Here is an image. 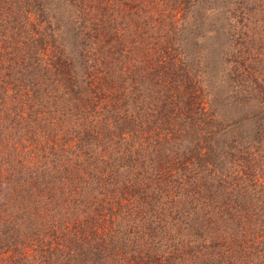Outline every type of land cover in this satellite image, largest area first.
<instances>
[{
    "label": "trees",
    "instance_id": "1",
    "mask_svg": "<svg viewBox=\"0 0 264 264\" xmlns=\"http://www.w3.org/2000/svg\"><path fill=\"white\" fill-rule=\"evenodd\" d=\"M210 3L0 0V264H264V0L225 2L226 118Z\"/></svg>",
    "mask_w": 264,
    "mask_h": 264
},
{
    "label": "rangeland",
    "instance_id": "2",
    "mask_svg": "<svg viewBox=\"0 0 264 264\" xmlns=\"http://www.w3.org/2000/svg\"><path fill=\"white\" fill-rule=\"evenodd\" d=\"M210 6L212 10L209 12L212 16L211 24L210 21L207 26V30L201 31L200 39L198 43V54L200 65L201 66H194V70L196 71L195 75H197V79L199 80H206V79H214L215 83L213 88V93L215 95V100L217 101V104L219 106V109L224 112V117L226 118V107L222 108V102L221 99L225 94L226 91V83H222L221 80H226L225 74L226 69H228L229 66H227L226 62L224 60L219 59L221 57V52L224 49H228L231 45L229 42V28L230 25L234 24V31L238 32L239 28L236 27V19L232 18L231 21V15L229 11V7L225 2H228V0H210ZM230 16V17H229ZM254 28V29H253ZM226 29V32L224 31ZM254 31H253V30ZM259 30V32H257ZM250 31V32H248ZM253 31V32H251ZM263 31V29H258V26H250L246 32H240V33H246L248 35H255L258 36L260 32ZM264 33V32H263ZM161 55V54H160ZM203 69V70H202ZM202 72L206 73V76L201 74ZM217 83H220L221 85H224L223 88H215ZM128 93H126V96L128 98L129 95L136 96L135 92L132 89H129ZM219 101V102H218ZM206 103V101H204ZM208 103V101H207ZM225 106V105H224ZM125 110H121V113H124ZM236 114V113H235ZM237 115V114H236ZM244 113H241V116H243ZM240 116V115H238ZM240 116V117H241Z\"/></svg>",
    "mask_w": 264,
    "mask_h": 264
}]
</instances>
